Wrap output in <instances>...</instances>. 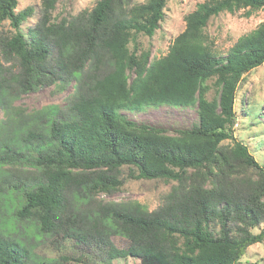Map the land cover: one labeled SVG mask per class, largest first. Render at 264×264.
Returning <instances> with one entry per match:
<instances>
[{"label": "trees", "instance_id": "obj_1", "mask_svg": "<svg viewBox=\"0 0 264 264\" xmlns=\"http://www.w3.org/2000/svg\"><path fill=\"white\" fill-rule=\"evenodd\" d=\"M41 2V17L25 31L35 9L18 11L19 0H0V70L2 59L19 62L18 93L71 85L74 91L64 109L43 107L29 123L8 121L0 132V178L12 168L23 173L0 191L3 207L12 194L19 202L11 214L16 226H36L39 241L89 244L97 237L82 227L101 225L110 259L138 264H240L248 248L264 242V164L234 137L239 86L264 65V22L225 54L207 28L225 13L245 10L249 18L264 10V0H205L160 59L140 49L137 38L155 35L169 0H99L92 11L61 21L53 18L56 0ZM7 22L10 34L1 30ZM16 97L0 88V105ZM161 107L194 109L198 121L169 132L127 115ZM124 169L134 180L175 184L154 211L138 202L86 210L97 196L122 188ZM112 236L127 247L117 249ZM68 261L34 259L0 227V264Z\"/></svg>", "mask_w": 264, "mask_h": 264}, {"label": "rangeland", "instance_id": "obj_2", "mask_svg": "<svg viewBox=\"0 0 264 264\" xmlns=\"http://www.w3.org/2000/svg\"><path fill=\"white\" fill-rule=\"evenodd\" d=\"M99 0H56V8L53 11V18L61 21L63 18H71L82 12H90L94 9ZM147 0H133L134 4L144 3ZM205 0H169L165 8V16L160 23V28L153 37L140 35L137 38V46L145 51H150L151 59H160L166 56L175 39L186 28V17L194 12L198 5ZM27 7H33L35 14L30 18L23 29L34 26L41 17V0H19L18 11ZM245 10L235 14L225 13L213 18L207 28V32L214 41V47L219 54H225L244 35L255 30L264 22V10H259L249 18L244 16ZM53 19V20H54ZM3 33L10 34L13 30L7 22L1 29ZM134 43L130 44L133 49ZM3 70H0V88L9 87L15 100L0 105V132L7 126L8 121L17 120L29 123L34 119L35 112L49 105H58L64 109L73 90V85L64 92H56L55 87H44L34 92L18 93V84L15 81L19 73V62L15 59H2ZM216 96L214 88L210 91L208 98L211 100ZM236 108L241 111L234 130V137L242 140L248 145L254 158L264 164V65L255 69L245 76L241 82L237 94ZM254 111L260 113L254 117ZM128 117L136 120L167 128L169 132L175 129L190 128L198 121V114L194 109H178L161 107L159 109H147L140 114H127ZM251 118V119H248ZM249 120L248 123H245ZM263 123V125H262ZM226 144H231L227 142ZM12 168V167H11ZM8 178H0V191L3 194L8 189L9 183H16L22 177L19 168H12ZM129 171L124 169L125 179L122 188L112 195L101 194L96 197L86 210H97L104 203L117 202L128 203L138 202L149 211H154L163 205L166 195L171 191L175 183L164 180H134L128 177ZM0 194V195H1ZM0 196V227L7 236H12L23 241L33 254L34 259H59L63 256L70 258L67 264H138L133 258L116 257L110 259L105 253L103 243H100L98 234L103 233L101 225L93 227L88 223L82 228L88 229L96 238L90 239L89 244L78 243L75 240L62 239L59 237H46L41 241L42 236L37 232L36 226L22 222L16 226L11 214L17 209L19 202L15 194L8 198L6 206ZM19 228V229H18ZM263 228V226L261 227ZM101 238H104V236ZM38 241H37V240ZM109 240L117 249L126 248L128 243L121 237L112 236ZM101 247V248H100ZM240 264H264V242L248 248Z\"/></svg>", "mask_w": 264, "mask_h": 264}]
</instances>
